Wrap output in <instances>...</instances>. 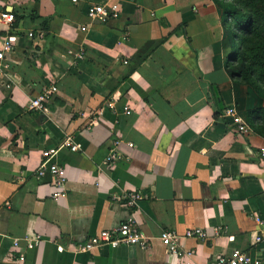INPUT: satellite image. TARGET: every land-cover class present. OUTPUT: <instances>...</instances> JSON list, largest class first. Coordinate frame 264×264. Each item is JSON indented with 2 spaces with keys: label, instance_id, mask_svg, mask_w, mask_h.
<instances>
[{
  "label": "crops",
  "instance_id": "obj_1",
  "mask_svg": "<svg viewBox=\"0 0 264 264\" xmlns=\"http://www.w3.org/2000/svg\"><path fill=\"white\" fill-rule=\"evenodd\" d=\"M96 4L118 16L89 19ZM1 14L12 20L0 16V48L15 41L0 61V264H215L234 249L264 259V98L215 53L214 0H0ZM50 84L46 109L30 110ZM52 161L65 171L56 200ZM127 219L147 246L80 250ZM165 229L204 236H180L192 254H171Z\"/></svg>",
  "mask_w": 264,
  "mask_h": 264
},
{
  "label": "built area",
  "instance_id": "obj_2",
  "mask_svg": "<svg viewBox=\"0 0 264 264\" xmlns=\"http://www.w3.org/2000/svg\"><path fill=\"white\" fill-rule=\"evenodd\" d=\"M75 1V0H73ZM1 18L11 21L12 15L1 14ZM86 16L91 20L105 21L111 18H116L118 16V9L116 7H106L105 5L96 4L88 7L86 11ZM82 30L85 29L84 26L81 27ZM43 33L38 32L37 34L33 32H28V37H38L41 38ZM15 41L14 36H8L4 41L2 47L0 48V61L3 59L6 51L12 48L13 42ZM82 50L76 53V56L81 57ZM56 91V86L50 84L44 86L38 96H35L30 100L29 109L36 111H44L46 109V104L50 98V94ZM125 113L129 114L130 110L125 108ZM227 117L231 118L232 123L235 125L236 131L240 133H246L249 131V126L245 119L239 115L237 109L234 106H230L225 110ZM65 143L70 145L72 150L78 148L77 144L71 143L70 137H67ZM56 152V148H48L41 150L42 157L47 161ZM261 154L264 155V149H261ZM108 162L115 160V154H110L106 157ZM47 165V166H46ZM47 168L50 176L51 182L54 187L52 193V199L56 200L58 197L65 195V171L64 168L58 165L55 161L46 163L44 168ZM44 170V169H43ZM39 174H42V170H39ZM129 204L134 201V195L129 196ZM180 236L185 238H198L203 237L204 232L201 229H188L182 235L177 234L173 230H162L160 234L161 242L166 246L167 250L171 254H187L191 255V250L183 249L179 245ZM37 239L28 240V247L34 246ZM16 244V243H15ZM14 244V245H15ZM121 244L126 245H138L145 247L148 244V238L143 235V233L138 229L136 222L133 219H127L119 225L111 228H106L98 232V234L87 238L81 245H79L80 250L90 251L96 247L102 245H109L111 247H116ZM23 259V255L20 256V260ZM215 264H264V259L260 256H251L248 252L243 250L234 249L230 254H221L217 257Z\"/></svg>",
  "mask_w": 264,
  "mask_h": 264
},
{
  "label": "trees",
  "instance_id": "obj_3",
  "mask_svg": "<svg viewBox=\"0 0 264 264\" xmlns=\"http://www.w3.org/2000/svg\"><path fill=\"white\" fill-rule=\"evenodd\" d=\"M229 37L224 66L230 77L250 85L264 98V0H214ZM264 137V109H258Z\"/></svg>",
  "mask_w": 264,
  "mask_h": 264
},
{
  "label": "rangeland",
  "instance_id": "obj_4",
  "mask_svg": "<svg viewBox=\"0 0 264 264\" xmlns=\"http://www.w3.org/2000/svg\"><path fill=\"white\" fill-rule=\"evenodd\" d=\"M220 13L221 10L217 7L215 21L213 22L212 29H210V37H212L215 53L219 52L221 56L225 58L228 53L227 44L229 41V37H227V35L225 34V29L220 18Z\"/></svg>",
  "mask_w": 264,
  "mask_h": 264
}]
</instances>
